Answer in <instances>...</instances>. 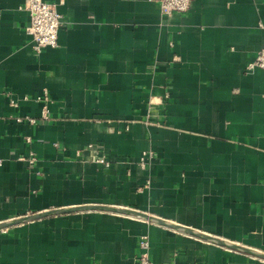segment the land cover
<instances>
[{"label": "crops", "instance_id": "0c3cea01", "mask_svg": "<svg viewBox=\"0 0 264 264\" xmlns=\"http://www.w3.org/2000/svg\"><path fill=\"white\" fill-rule=\"evenodd\" d=\"M25 1L0 0V222L117 205L264 251V69L247 70L264 46V0H193L166 16L154 0H46L64 24L41 53ZM143 234L158 264H264L93 209L0 230V264H135Z\"/></svg>", "mask_w": 264, "mask_h": 264}, {"label": "built area", "instance_id": "2783aa9c", "mask_svg": "<svg viewBox=\"0 0 264 264\" xmlns=\"http://www.w3.org/2000/svg\"><path fill=\"white\" fill-rule=\"evenodd\" d=\"M159 4L160 12L163 16L171 15L173 12L186 13L190 10L193 0H154ZM21 9L28 11L30 15V22L26 26V31L31 35L33 40V49L36 53H41L46 47H57L59 31L64 24V16L59 12L57 4L48 2L46 0H26L21 6ZM264 69V46L259 50L255 59L247 66V70L251 71L255 68ZM38 100L43 103V109L41 112V121H46L50 118V110L47 102L50 101L48 91L45 90L42 96L38 97ZM11 105L18 106V102L11 98ZM18 122H29L30 124H36L39 120L32 116H17ZM27 142L31 143L32 137H26ZM154 151L152 149L144 150L138 160V165L142 169H146L148 165L152 163L154 158ZM22 159H25L22 157ZM37 158L31 152V156L27 159L30 164H34ZM95 161L106 166H110L111 160L105 155H99L95 158ZM3 160L0 158V165ZM150 180L146 184L139 188L143 191L145 187H149ZM4 230V229H3ZM141 252L137 258L135 264H158L151 259L150 250L151 244L149 236L143 234L139 241Z\"/></svg>", "mask_w": 264, "mask_h": 264}, {"label": "water", "instance_id": "95a60500", "mask_svg": "<svg viewBox=\"0 0 264 264\" xmlns=\"http://www.w3.org/2000/svg\"><path fill=\"white\" fill-rule=\"evenodd\" d=\"M92 209L93 210H104V211H110V212H115V213H120V214L141 217L143 219L149 220L157 224H161V225L168 226V227L180 230V231L194 234L208 241H211L215 244H219V245L228 247L230 249L237 250V251L264 259V251L262 250H257L254 248L243 246L241 244H237L229 240H224V239H221L215 236H211L209 234H205L189 226H182V225L174 224L173 222H170L169 220L153 216L142 210H138V209L130 208L126 206H117V205L111 206V205L89 204V205H83V206H73V207H67V208H57V209H52V210H46L44 212H37V213L29 214V215H23V216L13 218L11 220L0 222V230L9 228L14 225L33 221V220L39 219L44 216L58 215V214H63V213H70V212L81 211V210H92Z\"/></svg>", "mask_w": 264, "mask_h": 264}]
</instances>
